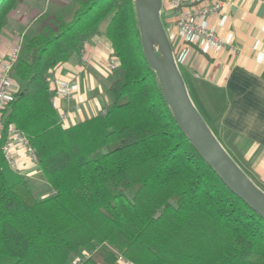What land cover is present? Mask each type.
<instances>
[{
  "label": "trees",
  "instance_id": "16d2710c",
  "mask_svg": "<svg viewBox=\"0 0 264 264\" xmlns=\"http://www.w3.org/2000/svg\"><path fill=\"white\" fill-rule=\"evenodd\" d=\"M19 1L0 0V35ZM62 4L24 36L13 68L18 89L2 110L0 264H119L118 254L133 264H264V218L177 124L145 58L135 0ZM104 21L116 60L108 103L67 127L53 102L54 70L81 58ZM193 103L221 142L224 99L213 111ZM10 125L33 147L43 195L5 162Z\"/></svg>",
  "mask_w": 264,
  "mask_h": 264
},
{
  "label": "crops",
  "instance_id": "0c3cea01",
  "mask_svg": "<svg viewBox=\"0 0 264 264\" xmlns=\"http://www.w3.org/2000/svg\"><path fill=\"white\" fill-rule=\"evenodd\" d=\"M68 1L71 0H53L48 8L52 0H20L0 35V55L6 54L14 41L23 42L25 35L35 32L42 14L53 12ZM209 21L237 52L208 49L203 43H184L171 33L168 38L174 59L190 95L194 83L204 82L218 98L224 99L220 125L248 143L243 150L244 159L254 182L264 191V0H228ZM104 28L85 44L81 58H72L54 70L53 102L58 116L62 112L68 114L67 127L100 114L108 103L106 89L112 71L107 64L111 48ZM64 81L74 89L68 99L58 92ZM36 173L39 174L31 173L28 178ZM31 183L37 194L46 187L45 182L42 186Z\"/></svg>",
  "mask_w": 264,
  "mask_h": 264
},
{
  "label": "water",
  "instance_id": "95a60500",
  "mask_svg": "<svg viewBox=\"0 0 264 264\" xmlns=\"http://www.w3.org/2000/svg\"><path fill=\"white\" fill-rule=\"evenodd\" d=\"M135 6L145 58L177 124L229 189L264 218V191L224 149L189 95L161 20V0H135Z\"/></svg>",
  "mask_w": 264,
  "mask_h": 264
},
{
  "label": "built area",
  "instance_id": "2783aa9c",
  "mask_svg": "<svg viewBox=\"0 0 264 264\" xmlns=\"http://www.w3.org/2000/svg\"><path fill=\"white\" fill-rule=\"evenodd\" d=\"M228 0H161L160 16L167 33H172L181 42L197 45L203 43L208 49H225L237 52V49L222 37L210 23L209 18L219 12ZM22 40L14 41L6 54L0 55V138L3 131L2 110L17 91L13 78V68L21 53ZM116 60L110 58L107 66L114 68ZM73 86L64 81L58 86L63 99L72 97ZM78 107V106H76ZM68 114L59 115L67 126ZM5 162L15 172L29 176L38 170L37 156L27 136L18 128L10 125L1 145ZM119 264H133L118 254Z\"/></svg>",
  "mask_w": 264,
  "mask_h": 264
},
{
  "label": "rangeland",
  "instance_id": "374dc122",
  "mask_svg": "<svg viewBox=\"0 0 264 264\" xmlns=\"http://www.w3.org/2000/svg\"><path fill=\"white\" fill-rule=\"evenodd\" d=\"M52 4H53V0H52V2L48 8L52 7ZM42 7H44V4H42ZM106 23H107V21H104L102 23V25H101L102 29L105 27ZM110 69H111V71L113 70V68H110ZM110 79H112V75H111ZM191 97H192L193 101L197 105H199V107H201V109L212 110V111H213L214 107H216V104L214 102H215V100L218 99L214 90H211L207 86L206 87L202 86L200 83H196V84L194 83V91L192 92ZM213 104H215V105H213ZM214 129L216 130V128H214ZM217 130H218L219 136L221 138V142L219 140L218 141L221 143V145L224 147V149L228 152V154L231 157L232 156L235 157V159L237 161L236 163L240 164L241 167L246 171V173H248L247 175H249V177H251V179H253V181H254V178H253V176L249 170L248 161H247V159L246 160L244 159L243 150L246 149V147H248V143H246L242 138L235 136L234 134H232L228 130L224 129L220 125V122L217 125ZM33 173H35V172H33ZM32 176H33V178H32ZM32 176H31L30 180L33 182H36L38 185L42 186L44 181L42 180L41 175L36 173L35 175H32ZM31 185L32 184L30 183V186ZM47 191H48L47 187H43L41 189V192L43 194L46 193ZM41 192H38V194L39 195L42 194Z\"/></svg>",
  "mask_w": 264,
  "mask_h": 264
}]
</instances>
